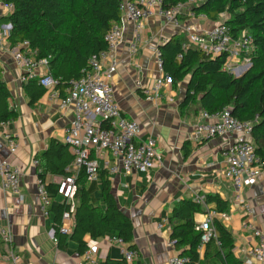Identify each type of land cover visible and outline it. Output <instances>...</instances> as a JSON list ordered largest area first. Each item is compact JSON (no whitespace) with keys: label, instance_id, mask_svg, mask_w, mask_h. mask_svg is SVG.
Instances as JSON below:
<instances>
[{"label":"crops","instance_id":"0c3cea01","mask_svg":"<svg viewBox=\"0 0 264 264\" xmlns=\"http://www.w3.org/2000/svg\"><path fill=\"white\" fill-rule=\"evenodd\" d=\"M9 14L0 0V19ZM223 19L221 17L220 21L211 22L203 15L181 18L183 24H192L199 30L223 23ZM7 26L0 25L8 29ZM132 27L128 23L125 42L116 54L119 67L113 76L112 85L122 114L140 124L141 138L152 137L157 141L159 158L156 168L148 173L134 171L126 175L122 171L112 176L108 174V177L118 207L133 223L137 264H169L172 256H181V250L169 246L171 227L168 219L174 205L184 199L194 200L196 196L203 201L200 203L202 212L194 216L195 224L203 222L207 212L216 207L213 203L206 204L208 196H218L229 204L230 218L223 225L235 239L234 255L244 264H256L248 254L256 240L251 233L243 230L244 214L234 204L232 183L224 177L226 159L223 153L228 140L214 138L197 146L190 144V134L201 121L202 109L198 103L180 108L185 101L188 80L177 89L172 85L166 86L165 97L161 102L146 100L138 86V83L150 85L160 77L156 58L160 45L171 36L185 35L167 26L164 21L152 18L141 34L137 53L131 57L129 46ZM9 46L7 41L0 48V68L2 79L10 92V107L18 113V119L0 127V158L8 159L18 168L21 177L18 195L0 188V228L10 229L19 264H78L81 256L77 253V245L69 242L66 249L60 251L51 235L53 218L42 211L37 193L38 164H35L37 158L48 150L52 140L63 143L74 109L72 106L63 107L60 98L49 101L46 95L30 105V97L20 81L22 72L15 65ZM46 71L45 67L37 70L38 74ZM6 132L19 145L13 155L4 140ZM185 152H188L187 157L184 156ZM61 179L51 174L46 177L47 183L52 184H58ZM87 189L92 205L102 207L100 179L89 182ZM242 198L252 207L255 226L264 233V175L255 186L243 189ZM109 237L90 240L89 250L101 262L108 259L121 261V246L111 243ZM8 252V246L0 240V255L3 259ZM215 252L213 246L199 248L198 264H220Z\"/></svg>","mask_w":264,"mask_h":264},{"label":"trees","instance_id":"16d2710c","mask_svg":"<svg viewBox=\"0 0 264 264\" xmlns=\"http://www.w3.org/2000/svg\"><path fill=\"white\" fill-rule=\"evenodd\" d=\"M188 0H162L164 9H171ZM13 5V11L0 19V25L10 26L7 41L10 47L24 42L35 53L37 60H48L49 71L59 81L56 89L65 93L67 83L80 80L87 69L89 59L106 50L105 36L112 25L121 17L120 0H2ZM193 12L205 16L211 22L220 21L237 36L249 32L253 37L256 54L252 64L242 76L236 78L224 70L226 56L212 58L203 51L187 47L185 37L174 35L160 45V59L163 71L170 77L171 85L177 87L188 80L184 109L198 103L203 112L210 115L228 109L232 116L242 122L253 124L252 138L258 156L264 160V0H203L193 8ZM181 56V58H179ZM30 105L45 95L38 79L23 83ZM10 92L2 79L0 68V125L13 123L18 113L10 107ZM185 157L188 152H185ZM38 178L52 200L48 210L52 215L54 241L58 250L66 249L69 242L77 245V253L82 256L88 249L89 241H98L106 236H114L129 250H136L134 226L131 219L118 207L112 193L111 181L105 170L99 172L103 206L92 205L88 192V180L84 170L77 174L78 191L75 197L73 229L70 235L61 233L64 213L69 205L57 198L58 185L47 183L48 174L66 177L73 174L68 168L74 157L69 147L52 140L43 156L37 158ZM98 179V180H99ZM206 204H215V211L229 213L227 202L218 196H208ZM202 212L200 203L184 199L173 207L168 219L171 240L181 250V256L190 259V264H198L201 232L196 231L194 216ZM218 238L206 247L216 249L220 264H244L234 255L235 239L219 221L214 222ZM220 242V245L217 244ZM110 259L102 264H120Z\"/></svg>","mask_w":264,"mask_h":264},{"label":"built area","instance_id":"2783aa9c","mask_svg":"<svg viewBox=\"0 0 264 264\" xmlns=\"http://www.w3.org/2000/svg\"><path fill=\"white\" fill-rule=\"evenodd\" d=\"M202 1L188 0L177 7L164 9L162 0H120L121 17L105 36L106 50L89 59L87 69L82 72V78L69 81L63 96L56 89L60 80L50 73L47 59L37 60L28 42L14 47L9 46L12 59L22 72L20 78L22 84L37 78L49 101L60 98L63 107L72 106L74 109L73 119L63 139V143L69 147L74 156V161L68 168V171L73 174L63 177L57 184V199L69 205V211L64 213L62 218L61 233L70 235L73 229L72 215L75 211V197L78 191L76 178L81 170L85 171L88 182H94L99 179L101 170H105L112 176L122 171L126 175L134 171L144 174L156 168L159 158L157 141L152 137L141 138L140 124L122 114L112 85L113 76L119 67L116 54L125 42L128 23L133 26L132 41L129 46L131 57H134L138 51V44L146 23L152 18H157L184 34L188 41L187 47L199 49L212 58L225 55V71L240 77L251 67L256 48L249 32H240L234 36L224 23L206 30H199L192 24L182 23V16L196 17L193 8ZM4 7L9 13L13 11L11 4H4ZM9 31V27L8 29L0 27V48L7 42ZM160 56V51L157 50V68L160 77L150 85L138 83L143 96L150 102H161L165 97L166 86L171 85L170 77L163 71ZM40 67L47 68L46 73L38 74L37 70ZM8 124H1L0 127ZM252 132V123L239 121L228 109L213 115L202 111L201 121L194 126L189 142L197 146L214 138L228 140L223 153L226 159L224 177L232 183L234 204L244 214L243 230L251 233L256 240L248 254L256 264H262L264 263V233L255 226L252 207L242 198L243 189L255 186L264 175V160L256 152ZM4 140L10 153L15 154L19 147L18 142L8 132L4 134ZM35 164L37 165L38 162ZM20 177L21 172L18 168L14 167L8 159L0 158V188L3 191L18 195ZM37 193L43 213L49 215L48 210L52 200L41 180L37 183ZM194 201L202 203L203 200L196 196ZM229 218L228 213L209 210L204 221L195 224L196 231L202 233L199 248L205 247L211 240L218 238L214 222L219 221L223 224ZM51 235L54 238L53 230ZM0 240L9 248L4 259L0 255V264H19V257L14 253L13 237L8 227L0 228ZM109 241L121 246L120 264H137L138 254L135 250L127 249L122 240L114 236H110ZM217 244L220 245V242L217 241ZM169 246L173 248L175 241L170 240ZM190 263L189 258L179 255L172 256L169 260V264ZM78 264H102V262L88 249L81 256Z\"/></svg>","mask_w":264,"mask_h":264},{"label":"rangeland","instance_id":"374dc122","mask_svg":"<svg viewBox=\"0 0 264 264\" xmlns=\"http://www.w3.org/2000/svg\"><path fill=\"white\" fill-rule=\"evenodd\" d=\"M235 77H238L237 75L233 74ZM185 83L187 82V79L184 81ZM185 83L183 84V86H185Z\"/></svg>","mask_w":264,"mask_h":264},{"label":"water","instance_id":"95a60500","mask_svg":"<svg viewBox=\"0 0 264 264\" xmlns=\"http://www.w3.org/2000/svg\"><path fill=\"white\" fill-rule=\"evenodd\" d=\"M9 28H11L10 26H8ZM236 78H239V77H236Z\"/></svg>","mask_w":264,"mask_h":264}]
</instances>
